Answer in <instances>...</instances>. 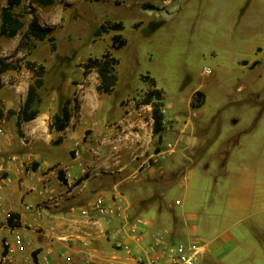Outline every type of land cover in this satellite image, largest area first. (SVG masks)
I'll return each instance as SVG.
<instances>
[{
	"label": "rangeland",
	"instance_id": "374dc122",
	"mask_svg": "<svg viewBox=\"0 0 264 264\" xmlns=\"http://www.w3.org/2000/svg\"><path fill=\"white\" fill-rule=\"evenodd\" d=\"M146 3L157 8L144 9ZM6 5L7 0H0V26ZM15 12L23 15L26 25L14 38L0 37V56L21 69L1 75L0 125L11 124L10 110H19L34 81L26 62L44 64L41 108L59 110L74 93L73 114L80 116L83 100L88 116H80L76 129L83 125L82 132L50 147L51 158L62 165L73 163V157H79L74 164L96 160L97 167L87 174H99L108 189L118 184L117 196L123 201L125 195L137 204L149 196H163V189L191 169L197 176L190 182L194 187L203 184L206 170L214 167L208 162L231 145L222 142L230 130L254 124L258 141L263 140L264 0H57L48 6L23 0ZM34 16L51 28L55 51L49 38L26 36ZM106 22H123L124 29L96 36ZM114 35L127 44L113 49ZM259 46L263 50L257 52ZM108 50L120 61L112 94L99 92L98 73L92 70L85 77L83 67L90 57L100 58ZM255 57L260 61L255 67L240 62ZM152 78L163 90L165 123L158 135L153 133L152 106L140 103L152 89ZM188 126L183 140L177 130ZM45 135L53 145L64 140L62 133L52 130ZM167 142L176 144L174 153L148 168ZM75 145L72 157L69 150ZM210 147H218L219 153L210 156ZM118 159L123 169L113 165ZM171 194L180 197L177 189Z\"/></svg>",
	"mask_w": 264,
	"mask_h": 264
},
{
	"label": "crops",
	"instance_id": "0c3cea01",
	"mask_svg": "<svg viewBox=\"0 0 264 264\" xmlns=\"http://www.w3.org/2000/svg\"><path fill=\"white\" fill-rule=\"evenodd\" d=\"M262 50L260 46L256 49ZM240 62L260 65L257 57ZM40 96L36 105L40 112L36 119L23 123V136L18 133L17 115L7 127L0 125L5 130L0 136V163L10 178L0 189V257L4 243L15 246L14 238L22 235L27 246L15 251L18 264H151L152 257L145 249L156 239L196 248L197 264H264V136L258 141L254 124L230 130L222 142L231 145L224 148L220 158L208 162L214 167L206 170V181L198 187L190 182L197 176L191 169L172 187L163 189V196H149L137 204L125 195L119 205L120 215L87 218L82 216V208L99 194L111 200L119 186L108 189L99 174H87L97 167L96 160L74 164L79 160L72 156L77 145L69 150L73 157L70 165L51 158L50 147L57 145L45 134L51 131L53 117L62 107L42 109L44 99ZM85 110L82 100L79 113L87 118ZM80 116L73 114L69 127L57 132L64 135L61 144L82 132L83 125L76 129L82 123ZM186 129L189 126L177 130L183 140L187 137L181 134ZM234 137L237 140L233 143ZM217 153L218 147H210V156ZM14 156L18 159H12ZM113 165L120 169L125 166L120 159ZM1 176L0 171V183ZM173 189L180 197H173ZM8 211L18 217L20 226H10ZM135 218L145 222L141 242L129 234Z\"/></svg>",
	"mask_w": 264,
	"mask_h": 264
},
{
	"label": "trees",
	"instance_id": "16d2710c",
	"mask_svg": "<svg viewBox=\"0 0 264 264\" xmlns=\"http://www.w3.org/2000/svg\"><path fill=\"white\" fill-rule=\"evenodd\" d=\"M23 0H7V5L3 8L2 11V23L0 26V37L5 36L8 38H14L19 34L21 29L26 25L23 20V15L15 12V9L22 4ZM57 0H39V2L43 6L53 5ZM144 9H156L157 7L153 4L146 3L143 5ZM124 24L123 22L112 23L106 22L102 24L95 32L96 36H101L106 32H110L111 30H123ZM51 28L43 26L38 17L34 16L29 22L26 36H33L39 40H45L49 38L51 41L52 50L55 51L57 49L56 38L54 36H50ZM127 44V40L124 39L121 35H114L112 48L120 49ZM119 59L110 51H106L102 57L95 58L90 57L88 61L84 64V76L88 77L89 73L92 70H95L99 76V85L98 91L105 94H112L115 91L117 82H118V74L117 67L119 65ZM26 67L34 73V81L29 85L27 96L25 101L21 104L18 111L10 110L11 114L17 115V129L18 133L23 136L22 126L23 123L30 122L37 118L40 110L36 107L37 103L41 102L40 89L45 84V74L46 67L44 64H39L36 61L28 60L26 62ZM21 66L16 64H12L4 57L0 56V87H2L3 83L1 80V75L9 70H20ZM150 84L152 85V89L146 92L145 96L141 100V104L143 105H151L152 106V118L154 120L153 133L155 135L160 134L164 130V120L165 115L163 111V90L157 87L156 80L152 78L150 80ZM198 95H203L202 91L197 92ZM157 100V101H156ZM76 99H67L63 104L60 113L55 114L53 117L52 123L50 125V129L56 132L65 131L71 122L73 116V102H76ZM156 101V102H154ZM62 143V138L54 141L55 145H59ZM15 215H13L9 219L10 226H20L19 219L15 221Z\"/></svg>",
	"mask_w": 264,
	"mask_h": 264
},
{
	"label": "built area",
	"instance_id": "2783aa9c",
	"mask_svg": "<svg viewBox=\"0 0 264 264\" xmlns=\"http://www.w3.org/2000/svg\"><path fill=\"white\" fill-rule=\"evenodd\" d=\"M209 68L205 69V73H209ZM5 134L3 126H0V136ZM176 149V144L173 142H167L164 148L160 149L154 156L153 164L149 163L148 168H152L157 164L165 161L169 155L174 153ZM78 154V153H77ZM12 159L17 160L16 156ZM0 171L2 172L0 183V189L4 187L7 181L10 180L9 176H6L4 173V165L0 163ZM123 202L121 197L111 198V200L104 195L99 194L93 200V202L82 208L81 214L87 218L101 217V218H113L117 215H120L119 205ZM177 204H180V201H176ZM0 207H2L0 205ZM7 218H11L13 215L11 212H6ZM145 222L136 218L130 222L129 234L135 242H141L143 239L142 226ZM14 245H11V242L4 243V250L0 257V264H18L15 260V251L24 250L27 246V242L22 235H17L14 238ZM147 256L152 257L151 264H197V256L199 252L196 248L188 246L184 242H179L174 245L167 244L162 239H156L154 242L150 243L145 249ZM144 262L143 259H141Z\"/></svg>",
	"mask_w": 264,
	"mask_h": 264
}]
</instances>
